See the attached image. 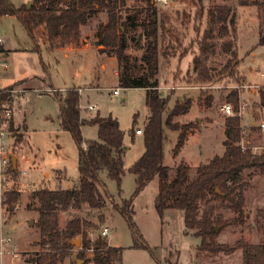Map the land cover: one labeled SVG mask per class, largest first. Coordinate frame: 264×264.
I'll use <instances>...</instances> for the list:
<instances>
[{"label": "rangeland", "instance_id": "374dc122", "mask_svg": "<svg viewBox=\"0 0 264 264\" xmlns=\"http://www.w3.org/2000/svg\"><path fill=\"white\" fill-rule=\"evenodd\" d=\"M10 1L16 7L26 9H30L33 3V0ZM243 1H247V4L244 5ZM117 2L116 12L120 22L136 10H157L159 92L171 99L169 110L173 109L177 100H193L190 113L174 119L180 125L197 128L176 158L172 151L178 133L166 129L168 139L164 147V163L170 168L171 178L175 177V169L183 160L191 166L189 178L193 180L201 164L224 154L225 120L228 116H234L235 112L228 115L222 111V107L231 104L235 111L234 104L229 100L235 92L239 94L238 115L246 129L241 143L247 148V140H253L251 151L264 153V129L260 127L264 121V106L261 104V92L264 91V77L261 76L264 72V46L259 45V39L264 35V7L259 5L263 0H169L168 6L159 4L157 0ZM214 6H229L234 12L236 47L241 62L238 68L239 83L226 77L219 82L200 84L193 73V59L199 54V43L207 28V13ZM108 16L106 10L99 12L83 29L82 40L89 39L95 48V55L99 54L96 49L100 40L96 34L107 24ZM145 17L146 12L142 14V18ZM44 18L38 15L35 22ZM36 31L37 36L41 37V29L37 28ZM0 35L5 48L9 49V70L0 72V132L4 133L0 144L5 154L17 157L18 170L14 171L13 166L10 169L15 184L10 187L9 194L20 193V201L12 210L4 205L5 195L0 193V239L8 236L12 239L10 244H4L0 264H30L29 259L41 250V236L35 226L39 218L36 212L38 202L34 197L36 191L68 190L79 185V149L71 134L61 128L59 118V97L72 88L78 89L81 95L84 119L112 116L119 121L128 148L124 158L126 175L122 182L123 195H119L117 184L108 179L106 173H102L100 179L107 186L109 198L106 208L70 209L60 214V224L63 227L75 217L84 218L96 226L90 228L93 239L102 235L105 227H110L108 240L111 246L123 249L122 264H158L149 251L132 248L134 236L131 228L127 220L114 209V205L122 207L123 200L131 198L136 188L135 176L128 170L144 154L145 146L143 134L136 135L133 141L131 130L134 126L135 129L145 128L149 114L145 90L121 88L116 76L117 67L109 65L104 72L100 67L101 57L95 62L91 59L88 63L90 67L86 63L87 68L84 69L79 56L66 57L63 52L49 49L43 36L36 43L16 16L0 17ZM127 43L126 54L136 59L137 74H140V60L146 45L145 29L131 32ZM100 51L118 63L114 49L101 46ZM0 58L3 60L4 54ZM228 59L229 55H217L210 60V66L217 69L212 73H218ZM53 89L57 91L53 92ZM114 89L119 90L118 95L114 94ZM202 97L211 100V107L199 104ZM90 106L95 109H90ZM254 122L257 124L254 125ZM82 135L85 141L97 140L98 127L85 125ZM251 173L252 170L243 172L248 182L243 220L227 207L228 202L210 200L202 205V210H213L214 217L225 222V225H216L219 227L216 239L219 244L234 248L230 254L200 252L197 247L201 240L193 233H186L181 211L168 210L162 224L155 210L158 177L135 198L134 221L151 248L161 247L156 253L160 260L168 255L170 249H177L180 252L179 264H244L239 242L261 244L264 241V219L261 215L264 210V177L259 174L250 176ZM33 216L35 219L32 221ZM80 246H75L60 264H78ZM88 255L93 258L94 253L87 251ZM88 264L94 262L89 261Z\"/></svg>", "mask_w": 264, "mask_h": 264}, {"label": "trees", "instance_id": "16d2710c", "mask_svg": "<svg viewBox=\"0 0 264 264\" xmlns=\"http://www.w3.org/2000/svg\"><path fill=\"white\" fill-rule=\"evenodd\" d=\"M117 1L33 0L31 8L26 9L16 7L10 0H0V17L16 16L35 41V18L38 15L44 16L42 21H37V25L49 49L53 50L57 46L78 47L82 37L81 27L99 12L108 11V22L102 29L99 44L106 49H114V55L121 68L119 86L125 89L145 90L149 112L142 135L145 152L128 170L135 176L134 194L131 198L123 200L122 207L114 205V209L127 220L131 228L134 236L132 248L149 251L158 264H179L180 252L177 249H173L174 251L170 249L169 252L167 251L168 255L160 260L156 253L161 247L151 248L134 221L135 198L148 183L158 177L159 190L155 199V210L162 224L168 210L181 211L186 233H193L201 240V244L197 247L200 252L213 255L230 254L234 248L219 244L216 239V225H225V222L221 218L214 217L213 210H202V205L210 200L228 202L227 207L243 220L245 190L248 187L243 172L252 170L250 176L259 174L264 177V153L256 154L249 147L244 148L241 145L243 129L241 117L238 115L239 94L235 92L229 99L235 106V115L228 116L225 120L224 154L215 156L209 163L201 164L193 180L189 178L191 166L183 160L175 169V177L171 178L170 168L164 163V147L168 139L166 129L178 133L172 151L176 158L197 128L193 125H180L174 122V119L189 114L193 100L191 98L177 100L173 109L169 110L171 99L159 92L160 52L157 10L155 8L145 11L136 10L127 14L120 22L116 12ZM245 2L243 1L244 5L247 4V1ZM259 5L264 7V0ZM144 12L146 17L142 18ZM235 23L231 7L209 8L207 28L199 43V54L193 59L196 82L200 84L219 82L228 77L239 83L238 68L241 62L236 47ZM139 28L145 29L146 45L140 60V74H137L136 59L126 54V50L130 33ZM259 45L264 46V35L259 39ZM39 49L38 45L37 51ZM217 55H229V59L218 73H212L217 69L210 66L209 62ZM59 101L60 126L71 134L79 149V185L68 190L39 189L35 192L34 197L38 202L36 212L39 216L35 226L40 232L41 250L29 259V262L60 264L75 248L73 242L80 239L78 261H83L84 264H88L89 261L94 264H122V248L111 246L108 239L102 235L95 239L91 238L90 228H96L94 224L84 218L75 217L62 227L60 214L70 209L80 210L84 207L92 210L105 209L109 198L107 186L100 179L102 173H106L107 178L117 184L119 195L123 194L122 182L126 175L124 158L128 150L124 143L125 132L121 129L119 121L112 116L84 119L78 89L68 90L65 95L59 97ZM199 104L209 108L211 100L202 97ZM261 104L264 106V91L261 92ZM85 125L98 127L97 140H84L82 127ZM134 127L131 130L133 141L137 135V129ZM19 201L20 193L12 192L6 195L4 205L12 210ZM261 215L264 219V210L261 211ZM239 246L243 250L244 264H264V241L261 244L240 241ZM87 251L94 253L92 260L86 258Z\"/></svg>", "mask_w": 264, "mask_h": 264}, {"label": "built area", "instance_id": "2783aa9c", "mask_svg": "<svg viewBox=\"0 0 264 264\" xmlns=\"http://www.w3.org/2000/svg\"><path fill=\"white\" fill-rule=\"evenodd\" d=\"M157 2L159 4H163L164 6H168L169 5V0H157ZM4 45V39L3 37L0 35V55L3 54L1 52V48ZM9 69V64L7 62V59L4 58L3 60L0 58V72L1 71H6ZM262 77H264V72L261 74ZM0 78H1V74H0ZM175 87H172V89H174ZM2 91V86L0 83V94ZM81 91V90H80ZM53 92H56V90H53ZM114 94L118 95L119 94V90L115 89L114 90ZM1 99V98H0ZM1 103V102H0ZM90 109H95V107L90 106ZM222 111L225 112L228 115H233L234 114V109L233 106L231 104H226L222 107ZM261 128L264 129V121L261 123L260 125ZM136 134L137 135H142L143 134V130L142 129H137L136 130ZM4 133L1 131L0 132V142L1 139L3 138ZM12 162H11V154H5L4 148L3 146L0 144V193L4 194V201L6 199V195L9 194L10 191V187L12 185L15 184V180L13 179V176L10 172V169H12ZM27 190H29V185L26 186ZM4 203V202H3ZM111 232L110 227H105L102 231V236H107L109 233ZM12 241L11 237H3L0 239V254H4V244H10ZM17 256V255H16Z\"/></svg>", "mask_w": 264, "mask_h": 264}, {"label": "crops", "instance_id": "0c3cea01", "mask_svg": "<svg viewBox=\"0 0 264 264\" xmlns=\"http://www.w3.org/2000/svg\"><path fill=\"white\" fill-rule=\"evenodd\" d=\"M93 18H95V16L94 17H92V18H90L89 20H88V22L90 21V20H92ZM88 22H87V24H88ZM86 24V25H87ZM86 25L85 26H83V27H81V35H83V29L86 27ZM105 26V25H104ZM103 26V27H104ZM38 28V25H37V23H36V25L34 26V35L36 36V40H35V42L37 43V41L39 40V38L41 39V37H42V35H41V37L39 36H37V31H36V29ZM102 27H101V29L99 30V32L96 34V36L97 37H99L100 35H101V32H102ZM38 39V40H37ZM42 39H43V41H45L46 42V40H44V38L42 37ZM86 42V43H85ZM5 43V42H4ZM101 46L102 45H100V44H98V46H97V51L99 52V54L97 53V55H95V53H94V47H92V45H91V43L89 42V39H83L82 40V37H81V42H80V45L78 46V47H61V46H57L55 49H53V50H55V51H59V52H63L64 53V55L66 56V57H68V56H70V55H77V56H79L80 58H81V60H82V62L84 63V66H85V68L84 69H86L87 68V66H86V63L88 64L89 63V61H91V59L95 62V61H98L99 60V57H101V60H102V63H101V69L104 71V72H106L107 70H108V66L109 65H111L112 67L113 66H116L117 67V71H116V76H117V79L119 80V71H118V68H119V64L117 63V62H115V60H114V58H111V57H108V56H106V55H104V53H102L101 51H100V49H101ZM9 49H6L5 48V44L3 45V54H4V57L7 59V58H9V55L7 54V51H8ZM52 50V49H51ZM187 58V57H186ZM185 58V59H186ZM97 59V60H96ZM184 59V60H185ZM188 59V58H187ZM111 63V64H110ZM88 67H90L89 66V64H88ZM9 70V69H8ZM8 70H6V71H8ZM6 87H9V86H6ZM73 89V88H72ZM53 90H55V89H53ZM115 90V89H114ZM57 91V90H56ZM82 92V91H81ZM81 110H82V107H81ZM188 115V114H187ZM186 116V115H185ZM91 120V119H90ZM254 125H256L257 123L256 122H254L253 123ZM241 126H242V129H243V138H242V141L241 142H243V140H244V134H245V128H244V126H243V123H242V118H241ZM83 128V127H82ZM252 142H253V140H247V142H246V144L248 145L247 147H249V148H253V147H251V144H252ZM242 144V146L244 147L245 145H243V143H241ZM84 148H86V146L84 145ZM245 148V147H244ZM17 168H18V166H17ZM18 170V169H17ZM123 195V194H122ZM135 207V206H134ZM28 211H31V210H28ZM34 220L35 219V217L33 216V218H31V220ZM32 220V221H33ZM107 237V239H108V235L106 236ZM109 241V240H108ZM109 244H110V242H109ZM111 245V244H110ZM26 252V251H25ZM87 259L88 260H92V256H89L88 255V257H87ZM90 262H92V261H90Z\"/></svg>", "mask_w": 264, "mask_h": 264}, {"label": "water", "instance_id": "95a60500", "mask_svg": "<svg viewBox=\"0 0 264 264\" xmlns=\"http://www.w3.org/2000/svg\"><path fill=\"white\" fill-rule=\"evenodd\" d=\"M11 162H12V165L14 167V170H17V157L14 156V155H11ZM216 232L219 231V227L217 226L215 228ZM73 244L76 246V247H79L80 246V239H77L76 241L73 242ZM83 261H78V264H81Z\"/></svg>", "mask_w": 264, "mask_h": 264}]
</instances>
